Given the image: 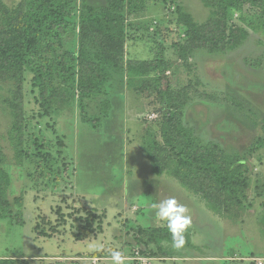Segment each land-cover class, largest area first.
Masks as SVG:
<instances>
[{"label": "rangeland", "instance_id": "obj_1", "mask_svg": "<svg viewBox=\"0 0 264 264\" xmlns=\"http://www.w3.org/2000/svg\"><path fill=\"white\" fill-rule=\"evenodd\" d=\"M3 1L14 6L22 0ZM72 1L71 24L62 38H53L59 40L58 53L90 45L79 14L84 4H106ZM173 2L199 23L209 17L201 0ZM144 8L126 13L124 56L125 71L140 70L144 82L128 85L126 72L112 73L106 94L76 96L70 103L62 99L46 112L32 72L22 81L0 79V146L12 174L10 199H23L20 216L0 218V258H22L27 264H111L110 253L118 250L125 264H134L128 258L140 248L152 264L264 260V28L257 19L239 48L225 53L197 48L185 58L177 10L164 0H149ZM135 59L144 66H135ZM166 75L161 83L159 77ZM164 86L181 103L187 126L246 162V202L233 215L214 214L178 179L153 172L143 148L150 134L161 140L160 123L168 108L160 94ZM105 98L112 102L110 114L102 125L92 124ZM14 105L23 124L22 163L9 134ZM168 197L186 206L196 245L172 249L166 243L175 256H163L158 244L147 242L149 229L165 226L152 203ZM95 243L103 250H92ZM96 257L102 258L94 261Z\"/></svg>", "mask_w": 264, "mask_h": 264}, {"label": "trees", "instance_id": "obj_2", "mask_svg": "<svg viewBox=\"0 0 264 264\" xmlns=\"http://www.w3.org/2000/svg\"><path fill=\"white\" fill-rule=\"evenodd\" d=\"M164 1L177 10L175 22L183 37L180 50L185 58L197 48L210 53L239 48L249 38L250 28L257 19L264 28V0H201L210 11L204 23L177 8L173 0ZM147 4L149 0H106L99 8L84 4L78 21L83 27L82 33L92 38H88L90 45L82 43L78 51L75 45L76 48L66 53H58L59 40L54 42L53 38H62L61 32L71 24L72 15L68 9L75 7L72 0H22L14 6L0 0V79L22 81L27 71L32 72L33 85L40 90V105L46 112L54 102L62 99L67 98L70 103V98L76 96L83 99L106 94V84L112 73L126 72L128 85L144 82L140 70L125 71L124 56L126 13H140ZM143 63L133 60L135 66ZM163 79H168L167 75L159 77L160 82ZM160 94L168 105L160 123L161 140L156 134H150L143 148L153 172L178 179L214 214L233 215L246 202L245 190L250 185L246 162L238 154L227 153L219 143L204 141L187 126L181 103L172 95L169 86L161 87ZM13 108L15 122L9 134L17 160L22 163L25 156L21 140L23 124L17 105ZM111 109V100L103 99L101 114L92 118L91 123L102 125ZM11 187L12 174L0 146V218L22 214L23 199L16 197L12 201ZM192 231L190 227L185 231L182 248L196 247ZM147 242L158 244V252L163 256H175L172 236L166 226L149 229ZM166 243L171 250L165 247ZM136 250L146 255L143 249ZM0 264H27V260L5 257L0 258Z\"/></svg>", "mask_w": 264, "mask_h": 264}, {"label": "clouds", "instance_id": "obj_3", "mask_svg": "<svg viewBox=\"0 0 264 264\" xmlns=\"http://www.w3.org/2000/svg\"><path fill=\"white\" fill-rule=\"evenodd\" d=\"M155 215L165 222L169 233L172 236L174 248H181L185 243L184 233L191 224V218L186 214L187 208L175 197H168L152 203ZM92 250L102 251L103 245L95 243L91 245ZM111 264H125L123 254L116 250L110 253Z\"/></svg>", "mask_w": 264, "mask_h": 264}, {"label": "built area", "instance_id": "obj_4", "mask_svg": "<svg viewBox=\"0 0 264 264\" xmlns=\"http://www.w3.org/2000/svg\"><path fill=\"white\" fill-rule=\"evenodd\" d=\"M94 259H95L94 261H99L101 258L96 257ZM129 259L133 261L134 264H152L151 262L152 258H148L142 255L138 250H136L134 254L131 257H129ZM255 261H258V264H264V260L256 259Z\"/></svg>", "mask_w": 264, "mask_h": 264}, {"label": "crops", "instance_id": "obj_5", "mask_svg": "<svg viewBox=\"0 0 264 264\" xmlns=\"http://www.w3.org/2000/svg\"><path fill=\"white\" fill-rule=\"evenodd\" d=\"M100 258H102V257H100ZM129 259V258H128ZM177 259H180V258H176V257H172V260H177ZM181 259H187V258H181ZM130 260V259H129ZM151 262H152V260H151Z\"/></svg>", "mask_w": 264, "mask_h": 264}]
</instances>
